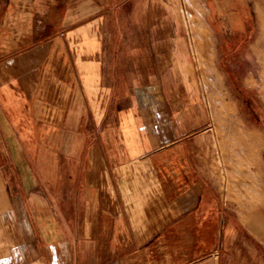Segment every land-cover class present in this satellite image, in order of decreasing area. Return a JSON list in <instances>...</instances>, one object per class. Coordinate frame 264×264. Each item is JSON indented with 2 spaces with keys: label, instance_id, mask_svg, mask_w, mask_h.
Returning a JSON list of instances; mask_svg holds the SVG:
<instances>
[{
  "label": "crops",
  "instance_id": "0c3cea01",
  "mask_svg": "<svg viewBox=\"0 0 264 264\" xmlns=\"http://www.w3.org/2000/svg\"><path fill=\"white\" fill-rule=\"evenodd\" d=\"M176 1L0 0V264H264V133L221 180ZM186 2L212 66L264 39V0Z\"/></svg>",
  "mask_w": 264,
  "mask_h": 264
},
{
  "label": "rangeland",
  "instance_id": "374dc122",
  "mask_svg": "<svg viewBox=\"0 0 264 264\" xmlns=\"http://www.w3.org/2000/svg\"><path fill=\"white\" fill-rule=\"evenodd\" d=\"M123 9H127V5ZM168 9L178 16L177 21L189 33L185 36L186 42L197 64V74L210 115L209 135L214 152L208 153V156L211 153L215 156L218 177L224 181V155L228 151L238 149L235 142L237 139L247 137L242 128L249 129V138L255 137L252 135L253 130L264 133V39H261L263 29H258L257 19L251 18V35L241 40H237L236 36L223 35L217 44L222 46L232 43L235 47L217 50L213 59L215 66H212L206 48L213 45L215 40L210 39L205 23L192 16L190 4L186 0L169 3ZM137 57L143 58L144 52H138ZM210 73H215L218 80L222 79V83L211 80L213 77ZM222 85L227 88L224 86L222 90Z\"/></svg>",
  "mask_w": 264,
  "mask_h": 264
}]
</instances>
